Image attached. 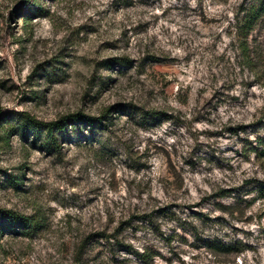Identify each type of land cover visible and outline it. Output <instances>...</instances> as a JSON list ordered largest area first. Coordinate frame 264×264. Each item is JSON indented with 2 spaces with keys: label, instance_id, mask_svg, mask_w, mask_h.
Here are the masks:
<instances>
[{
  "label": "rangeland",
  "instance_id": "rangeland-1",
  "mask_svg": "<svg viewBox=\"0 0 264 264\" xmlns=\"http://www.w3.org/2000/svg\"><path fill=\"white\" fill-rule=\"evenodd\" d=\"M0 113V264H264V0H0Z\"/></svg>",
  "mask_w": 264,
  "mask_h": 264
},
{
  "label": "trees",
  "instance_id": "trees-1",
  "mask_svg": "<svg viewBox=\"0 0 264 264\" xmlns=\"http://www.w3.org/2000/svg\"><path fill=\"white\" fill-rule=\"evenodd\" d=\"M30 2V1H29ZM41 6L38 3H31L24 5L22 9L24 12L23 18L25 21L31 20V14L35 11L41 10ZM113 60L115 63L124 64L129 62L128 57H115L108 61ZM1 117H6L5 113H0ZM17 121L19 122V132L25 136L29 134L33 136L34 143L44 147L47 146L50 151H59L61 148L60 135L70 133V126H96L102 123V117L90 115L84 112L69 113L62 116L59 119L52 121H45L38 117L30 115L28 112H18L15 114ZM256 146L253 147L260 156L264 157V133L259 134L256 138ZM2 217L6 221L2 223L0 219V234L4 229L16 232L17 227H23L28 232H35L38 228V223L33 220L32 217L25 214H18L17 212L6 209L2 211Z\"/></svg>",
  "mask_w": 264,
  "mask_h": 264
}]
</instances>
